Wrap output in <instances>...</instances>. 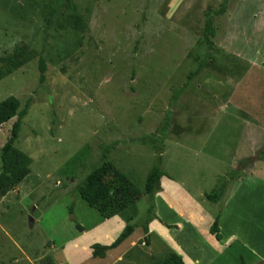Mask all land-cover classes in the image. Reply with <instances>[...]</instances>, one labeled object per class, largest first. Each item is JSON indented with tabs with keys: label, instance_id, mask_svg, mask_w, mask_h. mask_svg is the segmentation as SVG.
<instances>
[{
	"label": "rangeland",
	"instance_id": "374dc122",
	"mask_svg": "<svg viewBox=\"0 0 264 264\" xmlns=\"http://www.w3.org/2000/svg\"><path fill=\"white\" fill-rule=\"evenodd\" d=\"M73 1L84 29L67 18L66 0H0V58L21 47L27 57L0 81V102L14 96L28 110L15 146L33 161L15 190L0 192V264H68L66 245L75 247L74 264H106L90 248L107 242V220L79 187L113 146L108 161L143 193L134 216L144 221L145 181L157 163L152 141L165 138L162 170L180 190L177 207L158 205L156 214L180 228L159 224L150 247L138 229L142 239L114 264H159L168 241L199 263L255 264L237 243L210 251L219 209L204 195L264 147V0ZM12 125L0 128V156ZM252 168L230 182L220 211L241 184H255Z\"/></svg>",
	"mask_w": 264,
	"mask_h": 264
},
{
	"label": "trees",
	"instance_id": "16d2710c",
	"mask_svg": "<svg viewBox=\"0 0 264 264\" xmlns=\"http://www.w3.org/2000/svg\"><path fill=\"white\" fill-rule=\"evenodd\" d=\"M65 9L67 18H69L75 29H84L85 20L77 12L78 6L73 0H66ZM225 13V5L216 12L217 15ZM215 29L210 21L206 26V38L209 41L210 36H214ZM210 42V41H209ZM25 48H17L14 53L0 58V81L11 76L16 70L21 68L26 62ZM204 67V63L199 70ZM45 63L41 62V81L45 80ZM196 75V73L192 74ZM180 92V91H179ZM175 93L172 102L176 101L180 93ZM28 114L25 108L21 110L20 101L14 97H8L0 102V128L5 124L13 121L10 137L1 149V167H0V192L7 195L21 184L30 174L32 159L20 151L16 146V142L20 138L23 128V118ZM170 128V123L165 125V130ZM164 130V131H165ZM165 137V136H164ZM165 139L152 141L155 151L157 152L156 164L150 170L145 181V192L150 201L148 217L144 221L135 223L134 216L135 205L142 198L143 193L134 185L125 175L119 172L114 165L108 161V153L112 149L106 147L99 167L94 169L79 187L81 198L94 210H96L104 220L113 217H120L126 227L118 238L109 246L100 244L93 245V257L105 258L108 251L116 249L123 244L137 228H143L145 233L149 232V224L158 220L156 215V198L161 192V180L166 173L162 170ZM145 142V139L144 141ZM162 143V145H161ZM264 161V148L258 150L254 157H247L239 162V168L218 178L215 188L211 193L206 194L207 201L218 205L226 193V189L230 182L241 179L243 172L251 169L257 162ZM220 215L215 219L210 228L217 240H222L223 236L220 230ZM80 230L83 229L80 227ZM147 244L149 240L146 239ZM159 264H185L183 258L174 251H170L168 256Z\"/></svg>",
	"mask_w": 264,
	"mask_h": 264
},
{
	"label": "crops",
	"instance_id": "0c3cea01",
	"mask_svg": "<svg viewBox=\"0 0 264 264\" xmlns=\"http://www.w3.org/2000/svg\"><path fill=\"white\" fill-rule=\"evenodd\" d=\"M252 173L256 174L255 184L253 185H250L248 183L241 184L240 187L237 188L235 193H232V195L226 199L223 205L224 207L223 209H221V211L219 205L223 198L219 202L218 204L219 212L217 216H212L211 220L214 223L215 219L220 215L219 225L223 238L222 240L219 241L216 239V237L213 234H211L210 228L213 225L212 224L209 228V234H207V237L209 236L208 247H210L209 248L210 251L214 253L220 250L224 245L228 247L230 246L231 243H237L240 246L243 245V249L251 253L252 257L255 260L254 261L255 264H264V161L259 162L257 165V170L253 169ZM172 180L173 179L170 178L169 176H164L162 178L161 192L158 194L156 198L157 208L158 205L160 206L164 205V207H167L172 211L171 208L175 209L177 207V205H175L176 203L174 202V200L178 197L177 195L179 193L180 187L176 185ZM181 199L186 205L189 203V198L187 196H183ZM156 215L158 217V220H155L149 224L148 227L149 232L145 233L143 230L144 232L143 238L145 240L144 242H146V239H148L149 244L147 245L149 247H150V237L154 234L153 231H155L156 228H162L159 224L163 225L165 228L169 230H179L180 228V225H173L168 221H166V219H164L163 217H160L158 214ZM195 217L196 214L190 210L188 221H190L189 223H192L194 226L197 227V225L194 224ZM107 224H108V228L106 229L107 232H104V234L100 236V238L104 239L107 242H103V243L92 242L91 243L92 246L90 248L92 251V256H93V249H92L93 245L95 244H100L102 246L111 245L115 240L111 236L113 233L109 234V232L112 229H114L115 232L118 231V233H122V231L126 227L125 222L118 216L107 220ZM140 228H137L135 232L132 234V236L129 237L123 244H121L116 249H113L114 251L111 250V252L110 251L107 252L106 257L103 258L105 259L106 264H114L115 262L125 263L122 262L121 257L124 255L125 252L131 251L132 248L135 246V243H137L139 239L140 240L142 239L139 236L137 237V232H136ZM188 228L194 230L195 227L188 225ZM165 231L166 230H164V233ZM193 234L195 235L194 232ZM168 242L172 246V247L169 246L168 249L180 255L183 258L185 264H201V263L203 264V262L199 263L197 260L190 259L189 258L190 255L187 253V251L181 247L180 248L177 247L175 244L172 243V241H168ZM74 248L75 247H72L71 245H66L65 258H66V263L68 264H74L69 260L70 250ZM84 251L88 253L89 248L86 246L84 248ZM214 259L213 258L212 260L208 259V262L206 264H212ZM216 261L217 259L215 260V262ZM242 263L245 264L244 261Z\"/></svg>",
	"mask_w": 264,
	"mask_h": 264
}]
</instances>
